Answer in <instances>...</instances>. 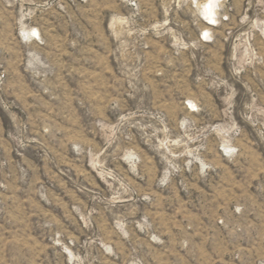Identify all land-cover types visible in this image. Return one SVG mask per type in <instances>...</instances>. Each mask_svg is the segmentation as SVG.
<instances>
[{
    "label": "rangeland",
    "instance_id": "obj_1",
    "mask_svg": "<svg viewBox=\"0 0 264 264\" xmlns=\"http://www.w3.org/2000/svg\"><path fill=\"white\" fill-rule=\"evenodd\" d=\"M205 2L0 0V264H264V0Z\"/></svg>",
    "mask_w": 264,
    "mask_h": 264
},
{
    "label": "bare ground",
    "instance_id": "obj_2",
    "mask_svg": "<svg viewBox=\"0 0 264 264\" xmlns=\"http://www.w3.org/2000/svg\"><path fill=\"white\" fill-rule=\"evenodd\" d=\"M215 2H217V0H212V3L209 5V7H210L209 9H211L210 12H212V14L215 13L214 8H213V4ZM207 3H208V0H206V2L204 4L207 5ZM206 5L204 6L205 7L204 14L207 12ZM209 18H213V17L210 15Z\"/></svg>",
    "mask_w": 264,
    "mask_h": 264
}]
</instances>
